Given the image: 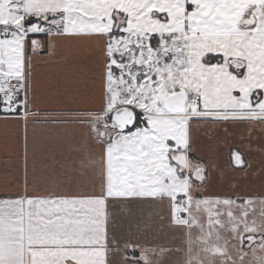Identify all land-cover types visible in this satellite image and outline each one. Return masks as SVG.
Here are the masks:
<instances>
[{
  "label": "snow or ice",
  "instance_id": "6c2138e0",
  "mask_svg": "<svg viewBox=\"0 0 264 264\" xmlns=\"http://www.w3.org/2000/svg\"><path fill=\"white\" fill-rule=\"evenodd\" d=\"M37 33L102 46L103 105L75 114L101 149V186L0 199V264H116L115 251L119 264H152L149 249L134 260L108 236L109 205L130 197L168 201L187 264H216L193 246L219 264H264V200L257 214L252 200L204 194L192 134L202 122L264 124V0H0L5 118L37 115L26 56L41 47ZM231 162L246 163L238 151Z\"/></svg>",
  "mask_w": 264,
  "mask_h": 264
},
{
  "label": "crops",
  "instance_id": "0c3cea01",
  "mask_svg": "<svg viewBox=\"0 0 264 264\" xmlns=\"http://www.w3.org/2000/svg\"><path fill=\"white\" fill-rule=\"evenodd\" d=\"M30 36L41 44L36 52L26 49L30 107L37 115L25 122L0 113V199L99 192L101 149L75 114L103 105L102 46L91 39ZM192 134L193 156L207 165L202 192L211 199L252 200L258 214L264 200V124L202 122L193 125ZM236 151L246 161L243 166L231 162ZM106 227L109 239L134 260L147 248L152 264H187V236L174 224L166 199L122 198L109 205ZM125 243L136 247L124 249ZM198 253L201 260L219 264L218 257H205L193 246L192 255ZM122 255L115 251L109 257L119 264ZM250 257L249 252L245 261Z\"/></svg>",
  "mask_w": 264,
  "mask_h": 264
},
{
  "label": "rangeland",
  "instance_id": "374dc122",
  "mask_svg": "<svg viewBox=\"0 0 264 264\" xmlns=\"http://www.w3.org/2000/svg\"><path fill=\"white\" fill-rule=\"evenodd\" d=\"M32 20H35L36 18H31ZM38 34V33H37ZM40 34V33H39ZM30 35H33V34H30ZM153 43H156L155 41H153ZM140 120H142V122H143V117L141 116L140 117Z\"/></svg>",
  "mask_w": 264,
  "mask_h": 264
},
{
  "label": "trees",
  "instance_id": "16d2710c",
  "mask_svg": "<svg viewBox=\"0 0 264 264\" xmlns=\"http://www.w3.org/2000/svg\"><path fill=\"white\" fill-rule=\"evenodd\" d=\"M153 45L155 46V43H153ZM213 59H215V57H213ZM140 121H141L140 126L142 127L143 126V122H142V120H140Z\"/></svg>",
  "mask_w": 264,
  "mask_h": 264
}]
</instances>
